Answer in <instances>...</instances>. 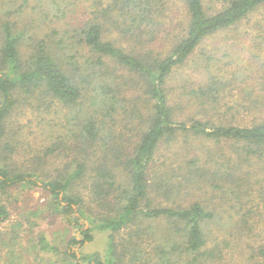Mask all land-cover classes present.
I'll list each match as a JSON object with an SVG mask.
<instances>
[{
  "label": "trees",
  "instance_id": "obj_1",
  "mask_svg": "<svg viewBox=\"0 0 264 264\" xmlns=\"http://www.w3.org/2000/svg\"><path fill=\"white\" fill-rule=\"evenodd\" d=\"M182 1L186 11L177 31L169 0H110L106 6L95 1L92 16L51 31L24 28L7 18L8 13L2 18L0 251L7 249L11 256L19 248L21 223H9L7 237L1 228L11 222L12 190L24 186L41 187L49 199L47 209L66 225L58 242L43 231L26 240L39 264L222 263V241L211 235L217 214L200 200L177 202L176 195L188 196L190 187L210 180L223 189L237 171L241 174L231 191L245 190L250 182L243 174L253 173L257 160L264 167V118L251 125L179 120L167 84L205 38L237 26L263 7L264 0ZM47 8L44 17L58 21L66 15L61 0H51ZM229 83L215 75L190 94L218 110ZM246 100L256 106L255 99ZM55 105L65 110L66 132L37 149L31 164L18 163L26 126H14L13 117L23 108V115L28 107L42 114ZM118 115L126 123L140 121L138 138L123 140V132L115 128ZM181 134L186 141L190 136L227 140L238 155L220 162L211 154L179 159L175 152L176 159L166 155L156 165L161 149L170 151ZM183 144L189 151V144ZM61 152L67 156L65 167L56 174L46 171L49 158L57 159ZM226 166L229 170H223ZM94 230L109 232L106 259L76 251L94 240ZM258 254L264 264V246Z\"/></svg>",
  "mask_w": 264,
  "mask_h": 264
},
{
  "label": "rangeland",
  "instance_id": "obj_2",
  "mask_svg": "<svg viewBox=\"0 0 264 264\" xmlns=\"http://www.w3.org/2000/svg\"><path fill=\"white\" fill-rule=\"evenodd\" d=\"M26 1L22 14H19L17 10L24 2L23 0H0V22L8 13L7 18L10 17L19 22L24 28L28 25L31 28L42 26L44 31H51L52 28L65 29L71 24L77 25L80 21L92 16V10L96 8L95 1L106 6L110 0H61L66 15L58 21L52 15L44 17L45 12H49L47 7L51 0ZM205 2L214 4L215 0H205ZM169 3V13L174 16L173 24L177 31L179 22L185 15V4L182 0H169ZM170 31H173L172 26ZM165 46L160 44L162 50L167 49ZM215 75L230 81L226 90L222 92L218 110L213 109L210 103L204 104L198 95L190 94L192 89L205 86ZM167 87L179 120L189 122L194 118H203L214 119L215 122L222 120V122L237 125H251L255 120L263 119L264 6L237 26L205 38L186 64L177 68L170 76ZM251 98L256 100L254 103L256 106L246 100ZM23 109H20L13 117L15 120L13 125L25 124L26 126L24 143H21L23 148L20 149L16 160L27 166L32 162L31 156L39 152L37 149L41 147L43 149L53 143L61 132H66L65 110L55 105L41 114L28 107L26 115H23ZM118 120L115 128L116 131L123 132L124 141H128L129 137L134 140L138 138V122H140L138 119L126 123L123 116L118 115ZM185 138V135L181 134L178 143L172 146L170 151L161 149L156 165H159L166 155H172L171 159H176L175 152L178 153L179 159L181 156L189 157L195 154L207 158L211 154L220 162H226L229 158L235 159L238 155L227 140L218 143L204 137L190 136L187 141ZM185 142L189 144L190 152L185 150L183 144ZM39 155L42 156V153ZM51 157L45 170L56 174L57 168L65 167L67 156L61 152L59 158L51 159ZM29 160L30 162L27 163ZM257 162L253 173L243 174L250 182L247 183L248 187H245V190L231 191L234 189L231 187L236 186V183H232L233 180L241 174L237 171L234 177L228 178L229 181L225 183L228 187L225 188V186V189L215 188L212 185L213 181L210 180L208 183L201 182L200 185L190 187L188 196L176 195L177 202L181 201L180 203L184 205H190L193 201L200 200L217 214V221L211 224V235L222 241L220 246L224 257L221 264H259L261 261L258 248L264 246V167L262 164L261 168V163L258 160ZM223 170H229V168L226 166ZM210 178L212 179V176ZM80 190L85 191L82 187ZM48 202L47 193L41 187L20 186L12 190L8 200L11 222H8L7 226L9 223L15 226L21 223L18 229L22 236L18 235L20 236L19 248L16 251L12 250L11 256L7 249L0 251V264H17L23 260L18 257L20 254L26 256L23 264H29V262L39 264L40 260L33 261V247L26 240L33 235L37 236L41 231L55 242L65 236V221L61 216L50 213L46 207ZM11 225L8 227L4 225L1 228L2 233L9 230ZM108 233L94 230V240L87 242L82 248H77L76 251L81 255L100 253L102 258L106 259ZM6 234L3 235L7 237ZM41 254L45 255V253ZM47 264L52 263L49 261Z\"/></svg>",
  "mask_w": 264,
  "mask_h": 264
}]
</instances>
